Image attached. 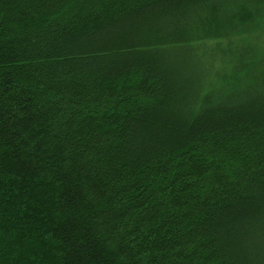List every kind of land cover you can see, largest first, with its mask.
Returning <instances> with one entry per match:
<instances>
[{
    "label": "trees",
    "instance_id": "16d2710c",
    "mask_svg": "<svg viewBox=\"0 0 264 264\" xmlns=\"http://www.w3.org/2000/svg\"><path fill=\"white\" fill-rule=\"evenodd\" d=\"M0 264H264V0H0Z\"/></svg>",
    "mask_w": 264,
    "mask_h": 264
}]
</instances>
